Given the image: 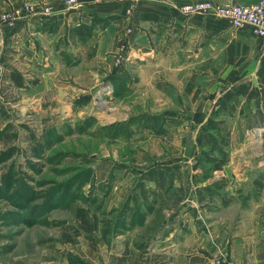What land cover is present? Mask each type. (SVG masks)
Returning a JSON list of instances; mask_svg holds the SVG:
<instances>
[{"label":"rangeland","instance_id":"374dc122","mask_svg":"<svg viewBox=\"0 0 264 264\" xmlns=\"http://www.w3.org/2000/svg\"><path fill=\"white\" fill-rule=\"evenodd\" d=\"M79 1L71 7L92 8L95 0ZM133 1L134 11L143 9L144 0ZM25 2L50 6L43 0H0V263L41 259L42 251L62 248L64 238L70 242L65 251L112 252L108 257L119 260L139 251L135 261L144 257V263L153 264L158 236L176 221L183 228L193 220L209 235L211 217L237 218L239 204L256 196L254 177L264 179V76L254 86L251 82L256 96L249 101L240 97L233 116L224 118L231 138L225 149L228 161L210 173V163L196 165L200 128L209 113L191 112L198 107L180 99L181 106L145 110L158 109L153 90L158 82L178 95L187 86L204 85L200 96L209 104L236 82H189L187 75L205 73L189 67L194 51L180 55L156 39L151 48L134 46L123 37L111 62L85 66L84 85L71 95L64 78H49L45 70L37 75L31 67L16 72L19 67L10 60L20 21L9 25L1 14ZM120 17L94 13L79 28L87 40L95 28L103 30ZM126 32L131 33L130 27ZM121 45L129 57L116 63ZM145 116L159 117L158 125L166 130L147 128ZM211 198L224 207L215 208ZM123 244L125 252L116 256Z\"/></svg>","mask_w":264,"mask_h":264},{"label":"crops","instance_id":"0c3cea01","mask_svg":"<svg viewBox=\"0 0 264 264\" xmlns=\"http://www.w3.org/2000/svg\"><path fill=\"white\" fill-rule=\"evenodd\" d=\"M43 1L52 7V13L48 16H30L20 21L19 28L13 31L16 51L10 60L18 65L16 72H24L28 70L25 67H31V71L35 69L39 72L37 75H42L45 70L49 78H64L71 95L76 94V90L80 92V87L84 85L87 74L85 66L88 63L111 62L117 41L123 37L128 38L134 46L151 48L156 39L160 45H172L174 51H180V55L182 50L194 51L189 67L204 70L205 73L187 75L189 82L198 79L199 83L214 84L225 78L236 84L250 81L254 86L257 80H263L264 37L255 35L249 26L235 29L224 19L207 14H183L180 11L182 5L201 0H144L143 9L135 11L133 0H95L90 5L92 8L86 6L85 9L65 7L61 0ZM211 1L251 3L256 0ZM111 3L115 8L111 7ZM94 13L104 17L115 14L121 17L103 30L95 28V34L86 40L79 25L89 24ZM42 22L45 23L44 27L34 25ZM127 27H130V34L126 32ZM89 52L93 56L87 62ZM217 67H220L219 70ZM115 74H118L117 71ZM158 83L153 89L156 91L158 109L145 110L147 112H161L168 107V103L181 106L179 99L186 106H197V110H191L195 113L208 114L214 105L201 98L204 85L187 86L178 95L164 82ZM188 90L191 92L186 93ZM230 144L231 141L227 147ZM254 178H257L254 186L256 196L253 200L247 199L245 204H239L241 212L237 218L211 217L209 223L212 230L209 235L200 230L193 220H189L183 228L176 221L172 230L158 236V261L153 264H264V179L260 176ZM246 188L251 190L250 186ZM211 201L215 208L225 205L215 198H211ZM60 241L62 248L42 251L41 259L32 258L20 264H150L148 261L144 263V257L141 261L134 260L139 251L128 252L125 260L110 259L108 254L112 252L102 255L101 251L96 250L65 251L63 248H68L70 242L64 238ZM122 252H125L124 244L115 254L121 256ZM18 256L21 258L22 255Z\"/></svg>","mask_w":264,"mask_h":264},{"label":"built area","instance_id":"2783aa9c","mask_svg":"<svg viewBox=\"0 0 264 264\" xmlns=\"http://www.w3.org/2000/svg\"><path fill=\"white\" fill-rule=\"evenodd\" d=\"M63 3L66 7H71L78 5L80 1L63 0ZM180 11L183 14H207L215 18L224 19L235 29L249 26L255 35L264 37V0H256L251 3H217L211 0L193 1L184 4ZM51 13V6L44 7L36 3L25 2L23 6L12 7L3 11L1 20L9 25H14L16 22L30 16H48ZM125 54V49L121 45L119 50L116 51L115 62L122 63L124 58L128 59L129 56L125 57Z\"/></svg>","mask_w":264,"mask_h":264},{"label":"trees","instance_id":"16d2710c","mask_svg":"<svg viewBox=\"0 0 264 264\" xmlns=\"http://www.w3.org/2000/svg\"><path fill=\"white\" fill-rule=\"evenodd\" d=\"M147 16V14H144ZM13 80L16 82V73L11 72ZM18 84L20 82H17ZM256 96V91L250 81L241 82L234 85L227 91L217 103H215L204 123L201 125L200 157L196 162L197 166L205 167L211 172L221 171L228 161V153L225 151L230 141V129L225 124L224 118L233 116L239 98L244 97L247 101ZM143 125L151 130L165 131L164 127L159 126L157 116H145ZM158 126L159 129H156ZM207 178V177H206Z\"/></svg>","mask_w":264,"mask_h":264}]
</instances>
